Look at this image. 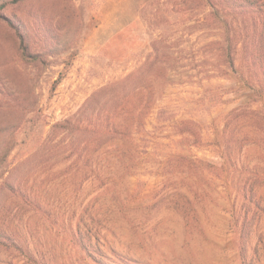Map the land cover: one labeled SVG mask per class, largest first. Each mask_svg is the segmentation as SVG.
Returning <instances> with one entry per match:
<instances>
[{"label": "rangeland", "instance_id": "374dc122", "mask_svg": "<svg viewBox=\"0 0 264 264\" xmlns=\"http://www.w3.org/2000/svg\"><path fill=\"white\" fill-rule=\"evenodd\" d=\"M0 264H264V0L3 10Z\"/></svg>", "mask_w": 264, "mask_h": 264}, {"label": "trees", "instance_id": "16d2710c", "mask_svg": "<svg viewBox=\"0 0 264 264\" xmlns=\"http://www.w3.org/2000/svg\"><path fill=\"white\" fill-rule=\"evenodd\" d=\"M24 0H0V15H2L3 10L8 8L11 5H15L19 2ZM252 4L251 2H249ZM12 28H14L17 36L19 38V46L21 48L22 56L26 59L28 58H37V55L33 52L31 48L30 40H29V30L27 25L24 23L22 18L16 17V15H5ZM236 40L232 41L231 45L228 46L227 50L225 51V57L230 61H234V54H235V47H236ZM234 48H232V47ZM231 62V63H232ZM233 66V64H231Z\"/></svg>", "mask_w": 264, "mask_h": 264}]
</instances>
